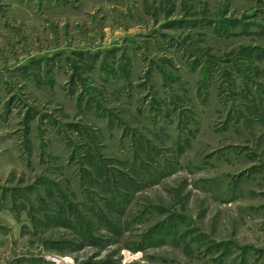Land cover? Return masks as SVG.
<instances>
[{"label":"rangeland","instance_id":"374dc122","mask_svg":"<svg viewBox=\"0 0 264 264\" xmlns=\"http://www.w3.org/2000/svg\"><path fill=\"white\" fill-rule=\"evenodd\" d=\"M0 264H264V0H0Z\"/></svg>","mask_w":264,"mask_h":264}]
</instances>
